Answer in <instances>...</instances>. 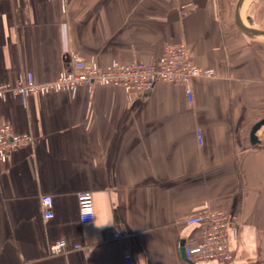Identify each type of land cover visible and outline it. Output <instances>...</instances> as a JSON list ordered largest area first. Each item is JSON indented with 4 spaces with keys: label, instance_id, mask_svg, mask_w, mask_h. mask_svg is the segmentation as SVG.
Masks as SVG:
<instances>
[{
    "label": "crops",
    "instance_id": "obj_1",
    "mask_svg": "<svg viewBox=\"0 0 264 264\" xmlns=\"http://www.w3.org/2000/svg\"><path fill=\"white\" fill-rule=\"evenodd\" d=\"M187 1L196 7L182 16ZM236 1L0 0V84L53 80L69 51L105 67L153 62L178 43L215 72L191 82V101L182 84L162 82L134 98L101 84L1 98L0 124L33 141L0 161V264H125V254L132 264H218L179 249L199 240L185 219L206 202L238 218L228 264H264V124L250 141L264 118V35L238 27ZM240 18L264 31V0H243ZM79 192L92 194L91 221L79 219ZM58 240L68 249L50 253Z\"/></svg>",
    "mask_w": 264,
    "mask_h": 264
},
{
    "label": "built area",
    "instance_id": "obj_2",
    "mask_svg": "<svg viewBox=\"0 0 264 264\" xmlns=\"http://www.w3.org/2000/svg\"><path fill=\"white\" fill-rule=\"evenodd\" d=\"M196 7L195 2L182 3L178 10L184 16ZM67 70L60 72L53 80L37 82L33 76L19 77L15 84H0V99L6 95L18 98L22 103L30 93L46 95L49 93L68 91L74 94L79 86L119 85L129 98H134L149 92L155 84H182L188 100H192L191 82L198 78H210L215 75L212 68L199 66L189 56L184 43L167 45L153 62L134 61L123 64L116 60L101 67L95 60H84L77 52L67 53ZM200 138V137H199ZM29 133H15L9 124H0V161L5 162L9 152L16 148L31 144ZM79 219L88 222L93 219V199L90 192H79L76 195ZM40 206L44 219L53 216L52 197L49 194L40 197ZM186 224H197L200 227L199 240L195 244L183 243L179 249L185 260L189 262L216 261L218 264H228L233 260V254L228 247V237H237L239 221L236 216L230 218L225 212L212 210L204 203L201 212L185 219ZM115 228L108 230L110 239H119ZM137 234L131 238L138 247ZM74 245L73 248H78ZM68 249L65 240H58L49 247L50 253H60ZM125 264H132L131 254L124 255Z\"/></svg>",
    "mask_w": 264,
    "mask_h": 264
},
{
    "label": "water",
    "instance_id": "obj_3",
    "mask_svg": "<svg viewBox=\"0 0 264 264\" xmlns=\"http://www.w3.org/2000/svg\"><path fill=\"white\" fill-rule=\"evenodd\" d=\"M243 0H237L235 4V9H234V16H235V21L238 27L244 31L245 33L252 34V35H264V31L260 29L253 28L251 26L245 25L241 18H240V7L242 4ZM264 124V118L256 122L250 133V141L251 143H256L257 142V137L255 135V132L261 127V125Z\"/></svg>",
    "mask_w": 264,
    "mask_h": 264
}]
</instances>
